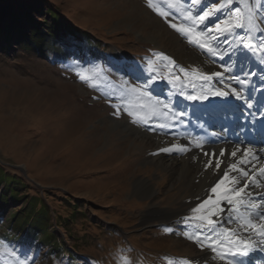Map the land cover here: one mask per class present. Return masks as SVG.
Instances as JSON below:
<instances>
[{"label": "rangeland", "instance_id": "rangeland-1", "mask_svg": "<svg viewBox=\"0 0 264 264\" xmlns=\"http://www.w3.org/2000/svg\"><path fill=\"white\" fill-rule=\"evenodd\" d=\"M251 1L252 26L258 41H264V26L261 32L257 25H264V0ZM44 2L42 13L21 31L0 36V166L22 177L16 190L25 197L7 209L0 206V264H122L123 258L129 264H221L223 247L215 245L217 252L206 255L210 242L201 235L200 243L188 239L177 221L206 215L192 212L203 199L195 198L188 178L155 166L168 144L160 133L176 132L178 126L174 116L167 120L169 131L155 124L161 112H169L164 105L175 108L169 104L171 87L203 85V74L213 73L225 78L212 77L214 84L236 87L227 64L212 60L207 49L170 26L195 27L216 52L242 57L234 29L216 31L232 16L229 0H180L183 11L154 0L167 17L149 8L147 0ZM237 2L245 13L241 4L247 0ZM212 8L219 11L203 23L186 19L187 12L195 18ZM244 24L243 38L256 42L246 17ZM263 52L258 54L264 61ZM245 56L239 66L249 67L250 79L256 62ZM259 70L264 71V63ZM133 87L150 95L132 93ZM124 106L147 116L148 123L134 122ZM177 110L186 123L183 109ZM194 134L189 139L195 146L200 142ZM255 158L264 154L257 152ZM146 187L154 192H142ZM153 210L157 214L147 216Z\"/></svg>", "mask_w": 264, "mask_h": 264}, {"label": "bare ground", "instance_id": "bare-ground-1", "mask_svg": "<svg viewBox=\"0 0 264 264\" xmlns=\"http://www.w3.org/2000/svg\"><path fill=\"white\" fill-rule=\"evenodd\" d=\"M239 36L241 37V39L243 38L242 30H240ZM251 44L253 45V47L248 49L244 48L245 52L247 55H252L251 57L255 59V62H257L258 72L260 73V75H264V71L259 70L260 64L264 63V61L258 54V52H261L262 50L264 51V49L259 47L260 44L256 45L254 39ZM242 71V75H239L238 72L232 73L231 75L232 77H238L242 80H246L247 78L249 79V77L247 76V74H249V67L243 66ZM206 81L207 82L203 84L206 94L204 95V97H206V99H199L200 101L198 102L200 103V105L195 108L197 110V116L194 120V122L196 123V127L202 129L203 126L207 125L205 133H198L200 136H196L198 140L196 141L200 142V144H198L200 145L199 147L197 145L194 146V143L190 141L189 138L191 136V132L189 131V128L185 125V123H183V116H179L180 112L176 108L174 109V111H177L179 115H164V113L160 111L163 116L160 117L159 124H155L157 126V129L160 130L162 129L161 127L159 128L160 123L167 124L168 127H165V129H168L169 131V127L171 125L167 120H169V117L174 116V118H171L173 119L172 123L175 122V124L178 125L174 127V131L176 132L171 133V131H169L167 135H163L164 132H161L159 137H162L165 142H168L167 147L177 145L188 150L184 152H159L157 157V160L159 162H157L155 166L158 169H163V171L165 170L166 172L168 170L173 171L175 172V176L181 174L188 178V182L193 183V189L196 194L195 198H197V200H205L209 195H213L211 193V188L217 182H219L221 178H223L224 171L228 170V166L230 164H234L244 157V149H251L254 157L257 156V152H259L260 154H264V145L262 144V140H259V136H255V133L252 131L253 129H256L257 132L260 133V128H258V124L256 123V121L258 116L261 115V112L256 113V115L252 114L249 122H245L244 124H242L241 121H234V114L223 115V113H219L220 108L223 111L225 110L224 107H221L218 103V100L223 97L213 95V93L220 88L214 87L211 81ZM232 81L234 82V84H236L235 80ZM256 84L259 88H261L264 85V80H260ZM192 96H197V94L193 93ZM227 97H231V94ZM250 100L251 102L248 103L249 105H255L256 109L261 107L260 105L255 104V102L253 101L254 97L250 98ZM262 108L264 109V102L262 104ZM221 123H223L222 126L230 127V130L223 131L222 127H220ZM239 128H242L240 133L238 132ZM183 130L185 131V134H183ZM221 149L224 150L223 156H220ZM237 149H239V151H237L236 156L233 157L231 153L233 151H236ZM251 156L252 155H250V157ZM215 158H219L222 161L219 170L215 168ZM209 159L213 160L212 166L205 167ZM246 159L249 161V163L239 165V167L244 168L250 176H254L258 183L261 181L260 185L257 186V183H250L248 177L241 176L239 172L229 171L230 180L235 178L240 181V183L230 186L241 188L244 187L245 183H249L250 186L242 195L246 203L251 202L257 207H249L247 208L246 212H243L241 210L243 206H241L239 209V213H235L229 210L230 206L227 204V202H221L220 207L223 208L224 211H218L216 215L212 217L216 221V224L211 228L207 225L206 221L201 222L199 220H189L187 223H185V218H189L192 216L185 215L182 216V218L179 217V219L177 220L184 223L185 229L187 231L191 230L195 234L199 232L204 239L207 236H214L216 240L221 242L216 244L211 240L205 239L206 242H210L209 246L211 245V247H207L208 250L206 251V255L211 256L213 254L212 252H217L212 250L215 245L219 246L220 248H228H222V250H220L218 253L219 257L221 258V264H264V242H262L264 238L255 235V233L251 230L247 232L244 231V229L240 227V222L237 219V216H250L253 223H264V221H261L259 219V215L264 214V175H262L260 171L261 168H264V158L250 159L248 156L246 157ZM139 184L140 181H138L137 185ZM141 191L146 193L154 192V190L152 191V188L150 190L147 187L141 189ZM249 193L251 195H249ZM213 198H215L214 195ZM208 210H211V208L209 207ZM204 212L206 213V211ZM227 212H233L232 216H229ZM152 214L156 215L157 210H153L152 212L147 213V216H152ZM225 217L227 219H225ZM224 220H226V222H229V224H222V221ZM201 224H203L202 228L200 227ZM224 229H228L233 232L238 239L251 241L252 250H250L247 255L239 254V249L242 248V245H233L230 247L228 241L225 239L227 233H224L222 231ZM228 255H232V258H229Z\"/></svg>", "mask_w": 264, "mask_h": 264}, {"label": "snow or ice", "instance_id": "snow-or-ice-1", "mask_svg": "<svg viewBox=\"0 0 264 264\" xmlns=\"http://www.w3.org/2000/svg\"><path fill=\"white\" fill-rule=\"evenodd\" d=\"M167 2V6L169 9L171 8H179L181 11H183V5L180 3V0H166ZM192 2L198 3L199 0H192ZM257 3H259V0H257ZM147 6L151 9H153L154 11H156L160 16L162 17H167L169 15V12L165 11L163 9V7L161 6V4L159 3H155L154 0H147ZM223 7V6H221ZM245 9H246V13L248 15L249 18V22L252 21V19L254 18V14H255V9L250 5V4H246L245 5ZM219 11V9L217 8H212L209 11H204L203 15H199L198 17H193L191 12H187L185 14L186 19L187 20H191L193 21V23H203L205 20H207L211 15H213L215 12ZM244 19H245V13H242L240 9H236L235 12L232 14V16H230L227 19L222 20L220 23H218L216 25V31L217 32H229L235 28H243L245 26L244 24ZM170 26L174 29H176L177 31L181 32L182 34H187L188 38H189V42L192 43H196L199 47H201L202 49H207V51L212 54L215 55L216 51L215 49H213L209 43L204 42L203 37L205 36L204 32L201 31H196L195 27H186L185 25L181 24V25H177V24H170ZM211 33V30H209V34ZM213 39H215V37H213ZM242 43L244 44V46L246 48H251L253 47V45L251 44V37H246V38H242ZM259 47H261L262 49H264V44H260ZM159 55V54H158ZM164 59H168L167 57H164ZM149 67L151 68V63L149 64ZM180 71H184L183 69H181ZM195 71V70H194ZM225 71H228V69H225ZM223 73H213L212 76H202L201 78L204 80H211L212 77H222ZM156 77H153V79H155ZM81 80H88L89 78L86 77L85 75H81L80 76ZM230 80H235L236 84L240 85V89L238 90L235 87H232L231 84H227L225 85V87L230 88V92L228 91H223L220 89H217L213 95L216 96H228V95H234L237 98L241 97V92L243 90V86L247 83L246 80H242L238 77H230ZM223 82V81H221ZM89 87H95L94 84L89 83ZM130 91L132 93H139L140 96H149L150 94L147 91H142L141 88L139 87H133L130 89ZM188 99H192V100H196V99H206V97L203 96H189ZM117 108V112H119V105L114 106ZM141 107H143V105H141ZM165 108H169V105H164ZM124 110L128 112V115L132 116L134 118V122H138V123H148V117L143 115L141 112H135V111H130L129 108L127 106H124ZM159 127L161 128H165L168 127L167 124H160ZM198 147L200 145H197ZM188 149L184 148V147H180L177 145H173L172 147H166V148H162L160 149L161 152H172V151H180V152H184L187 151ZM237 151H239V149H237L236 151H233L231 153V155L233 157L236 156ZM244 157L241 158L239 161H237L234 164H230L228 166V170L224 171V175L223 178H221L219 180V182H217L212 188H211V193L214 195L215 198H213V195H209L207 199L203 200L202 203L198 204V206L196 208L192 209V212L195 213H201L202 211H206V215L202 214V215H194L192 217L189 218H185V223H187L189 220H199L201 222L206 221L207 225L211 228L216 224V221L212 218L213 216L216 215V213L222 212L224 211L223 208L220 207L221 202H227V204L230 207V211L233 212H237L239 213V209L241 206L245 207L246 209L249 207L255 208L257 207L255 204H252L251 202L246 203L244 198H243V193H245V190L250 186L249 183H245L244 187L241 188H236L230 185H235L240 183V181L238 179H229V171H236L239 172V174L241 176L244 177H248L249 182L250 183H258L256 181V178L254 176H250L249 173L244 169L239 167V165L242 164H246L249 163V161L246 159V157L252 155L253 158L254 155L251 151V149H244ZM224 155V150L221 149L220 150V156ZM213 163L212 159H209L208 163L205 165V167H211ZM222 161L219 158H215V168L217 170L220 169ZM261 174L264 175V168L260 169ZM249 195H251L249 193ZM209 207L211 208V210H208ZM237 219L240 222V227L244 229V231H249L251 230L252 232L255 233V235L264 238V223H260V224H256L252 222V219L249 217H241V216H237ZM259 219L261 221H264V214H260L259 215ZM200 227H203V224L200 225ZM224 233H227V236L225 237V239L228 241L229 246H241L242 248L239 249V254L241 255H247L248 252L250 250H252V242L251 241H245L242 239H238L235 234L233 232H231L228 229H224L222 230ZM185 235L187 236L188 239H195L197 243H200V233L197 232L195 236L189 234V233H185ZM205 239L211 240L213 241V243H221L220 241L216 240L214 236H207L205 237ZM262 242H264V240H262ZM204 245L201 244V247H203ZM213 251H216V248L213 247L212 248ZM12 256H15L14 252L9 253ZM236 254V253H233ZM18 264H26L25 260H19ZM122 264H129L127 258H123L122 260ZM169 264H171V262H169ZM184 264H188L187 261L184 262Z\"/></svg>", "mask_w": 264, "mask_h": 264}, {"label": "trees", "instance_id": "trees-1", "mask_svg": "<svg viewBox=\"0 0 264 264\" xmlns=\"http://www.w3.org/2000/svg\"><path fill=\"white\" fill-rule=\"evenodd\" d=\"M23 1L26 0H0V36L6 33H17L21 31L22 27L29 24L33 15L42 13L46 5L44 0H27L25 4ZM49 12L52 13L54 11L51 10ZM6 40L10 41V38H6ZM74 49V47L71 48V50ZM21 178L20 176L18 177L6 172L0 166V186L3 185L0 188V206H2L3 209H7L9 203L13 206L21 199H25V197L20 196L16 190V187L21 185ZM42 206L44 207V205ZM20 209L22 210V207ZM19 217L21 218L22 216Z\"/></svg>", "mask_w": 264, "mask_h": 264}]
</instances>
